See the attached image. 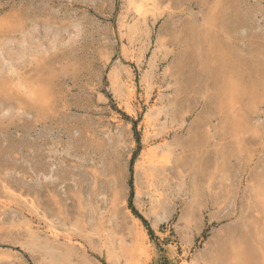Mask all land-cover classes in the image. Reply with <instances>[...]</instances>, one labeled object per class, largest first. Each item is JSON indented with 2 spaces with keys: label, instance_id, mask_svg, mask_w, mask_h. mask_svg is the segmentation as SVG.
<instances>
[{
  "label": "rangeland",
  "instance_id": "1",
  "mask_svg": "<svg viewBox=\"0 0 264 264\" xmlns=\"http://www.w3.org/2000/svg\"><path fill=\"white\" fill-rule=\"evenodd\" d=\"M1 53L0 264H264V0H0Z\"/></svg>",
  "mask_w": 264,
  "mask_h": 264
},
{
  "label": "bare ground",
  "instance_id": "2",
  "mask_svg": "<svg viewBox=\"0 0 264 264\" xmlns=\"http://www.w3.org/2000/svg\"><path fill=\"white\" fill-rule=\"evenodd\" d=\"M138 5H139V4H138ZM134 7L137 8V7H139V6L136 7V5H135ZM140 21H141V20H140ZM124 26H125V25H124ZM125 29H126V28H125ZM133 29H134V28H133ZM131 30H132V28H131ZM132 31H133V30H132ZM23 42H24V41H23ZM23 42H22V43H23ZM22 43H21V44H22ZM26 43H27V42H26ZM32 43H33V42H32ZM32 43H31V44H32ZM23 45L25 46V43L22 44V46H23ZM27 45H30V43H27ZM27 45H26V46H27ZM33 45H34V44H33ZM22 46L20 45L19 48L22 47ZM26 46H25V47H26ZM30 46L32 47V45H30ZM31 47H29V48H31ZM34 47H36V45H35ZM19 48H18V50H17V51H18L17 53H19L20 49L25 50L24 47H23V48H20V49H19ZM2 49H4V48H2ZM27 50H28V49H27ZM1 51H2V50H1ZM5 51H6V49H4V52H5ZM9 51H10V49H9ZM9 51H8V52H9ZM11 51H12V50H11ZM2 52H3V51H2ZM23 52H24V51H23ZM15 53H16V52H15ZM3 54H4V53H3ZM13 54H14V53H12V57L10 56L11 58H14V55H13ZM6 55H7V54H6ZM8 55H9V54H8ZM15 55H16V54H15ZM17 55H18V54H17ZM1 56H2V53H1L0 57H1ZM3 56H4V58H5V54H4ZM18 56H19V57H22V56H20V55H18ZM18 56H17V58H18ZM140 56H141V55H140ZM6 57H7L6 59H8V56H6ZM11 58H9V59H11ZM0 59L3 60L2 58H0ZM6 59H5V60H6ZM20 59H21V58H20ZM20 59H19V60H20ZM11 60H13V59H11ZM11 60H10V61L8 60L7 62H8V63H9V62H12ZM15 60L17 61L18 59H16V57H15ZM16 61H15V62H16ZM0 62H1V61H0ZM5 62H6V61H5ZM18 62H19V61H18ZM8 63H7V64H8ZM12 63H13V62H12ZM0 64H1V63H0ZM10 64H11V63H10ZM10 64H9V65H10ZM15 64H17V63H15ZM15 64L13 63V64H11V65H15ZM3 66H4V65H3ZM152 66H153V64H152ZM0 67H1V66H0ZM5 67H6V66H5ZM3 68H4V67H3ZM3 68H1V69H3ZM8 68H10V66H8ZM11 69H12V67H11ZM112 71H113V70H112ZM154 71H155V70H154ZM115 74H116V73H115ZM130 75H131V74H130ZM149 75H150V73H149ZM127 76H128V75H127ZM165 76H166V74H165ZM129 77H130V76H129ZM147 77H148V76H147ZM162 77H163V76H162ZM125 81H126V80H125ZM149 83H150V82H149ZM152 83H153V82H152ZM111 84H112V83H111ZM118 84H119V83H118ZM118 84H117V85H118ZM151 85H152V84H151ZM129 87H130V86H129ZM121 88H122V87H121ZM125 90H126V89H125ZM28 91H29V90H28ZM28 91H27V92H28ZM126 91H127V90H126ZM129 91H131V89H129ZM29 93H30V92H29ZM33 95H34V94H33ZM252 105H253V104H252ZM156 109H157V108H156ZM156 109H155V110H156ZM157 110H158V109H157ZM156 112H157V111H156ZM162 112H163V110H162ZM162 112L160 111L159 113H162ZM157 113H158V112H157ZM153 114H154V113H153ZM153 114H151L150 116H152ZM154 115H155V114H154ZM148 116H149V115H148ZM150 116H149V118H150ZM156 119H157V118H156ZM149 120H151V119H149ZM157 123H158V122H157ZM157 125H159V124H157ZM166 143H167V142H166ZM174 144H175V143H173V146L175 147ZM163 145H164V144H163ZM169 145H170V144H169ZM157 147H158V146H157ZM164 148H165V147H164ZM166 148H167V147H166ZM172 148H173V147H172ZM158 149H159V147H158ZM160 149H161V148H160ZM160 149H159V151H160ZM161 150H165V149H161ZM169 150H170V148H169ZM152 151H153V150H152ZM165 151H166V150H165ZM166 152H167V151H166ZM164 153H165V152H164ZM167 154H168V153H167ZM150 163H151V162H150ZM152 166H153V165H152ZM138 167H139V166H138ZM138 167H137V168H138ZM144 176H145V175H144ZM138 184H139V183H138ZM139 192H140V191H138V193H139ZM152 200H153V199H152ZM152 203H153V202H152ZM156 204H157V203H156ZM3 205H4V204H3ZM4 206H5V205H4ZM153 206H154V205H153ZM155 209H156V208H155ZM155 211H156V212H155ZM155 211L151 210V213H152V215H153V217H152L153 220H152L151 222H153V225H157V224L161 223L162 220L165 219V215H164V213H163L162 210H161V212L159 211L160 213H157V210H155ZM132 220H133V219H132ZM133 225H134V226H138L137 220H136L135 218H134V224H133ZM136 230H137V229H136ZM140 230H141V229H140ZM140 230H139V231H140ZM134 231H135V230H134ZM136 232H137V231H136ZM139 233L142 234V235H144V232H143L142 230H141V232H139ZM134 234H135V233H134ZM135 236H136V234H135ZM138 236H139V234H138ZM64 237H65V236H64ZM67 239H68V238H67ZM69 239H70V238H69ZM135 239H137V238H135ZM112 246H113V245H112ZM110 249H111V248H110ZM112 249H113V247H112ZM113 250H114V249H113ZM113 253H114V252H113ZM116 255H117V253H116ZM118 255H119V254H118ZM119 256H120V255H119ZM114 257H115V256H114ZM111 258H112V257H111ZM114 260H115V259H114ZM110 261H111V260H110ZM116 261H117V260H116ZM111 262L113 263V261H111ZM117 262H118V261H117Z\"/></svg>",
  "mask_w": 264,
  "mask_h": 264
}]
</instances>
